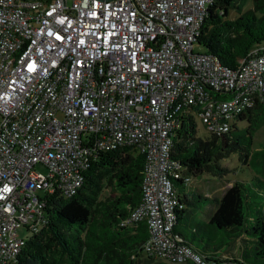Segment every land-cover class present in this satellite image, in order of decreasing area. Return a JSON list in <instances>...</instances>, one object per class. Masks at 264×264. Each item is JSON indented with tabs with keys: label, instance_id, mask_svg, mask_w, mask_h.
<instances>
[{
	"label": "built area",
	"instance_id": "1",
	"mask_svg": "<svg viewBox=\"0 0 264 264\" xmlns=\"http://www.w3.org/2000/svg\"><path fill=\"white\" fill-rule=\"evenodd\" d=\"M209 2L0 0V264L23 246L21 226H44L45 196L75 193L117 147L143 155L139 201L119 225L145 223L142 255L187 259L170 235L172 180L191 178L169 157L175 130L190 116L221 135L264 91V43L233 68L194 51Z\"/></svg>",
	"mask_w": 264,
	"mask_h": 264
},
{
	"label": "trees",
	"instance_id": "2",
	"mask_svg": "<svg viewBox=\"0 0 264 264\" xmlns=\"http://www.w3.org/2000/svg\"><path fill=\"white\" fill-rule=\"evenodd\" d=\"M246 1L210 0L196 37L204 52L228 68H233L251 47L264 43V0H250V6ZM181 119L169 157L178 161L183 173L191 177L202 172L218 175V161L231 152L238 153L242 165L252 168L258 163L263 169L264 143L263 150L251 153L261 151V162L252 163L250 159L254 157H249L248 149L250 131L264 121V91L239 115L238 120L247 123L242 130L233 123L223 134L207 131L209 135L201 139L194 136L192 118ZM142 163L143 155L130 147L97 153L84 170L83 182L75 193L53 192L45 196L44 226L30 233L15 259L5 264H196L192 256L214 259L219 264H264V178L258 172L246 179L232 180L219 196L193 193L186 190L183 180H172L177 205L170 235L187 251V259L168 263L142 255L145 223L119 225L139 201ZM101 178L108 186L107 192H102ZM208 204H213L214 209L205 222L191 220L195 227H178L182 218H189L192 211H200ZM197 226L211 231V246L207 241L193 243ZM218 229L224 230L225 238ZM214 233L218 234L216 240ZM49 239L56 254L44 249Z\"/></svg>",
	"mask_w": 264,
	"mask_h": 264
},
{
	"label": "rangeland",
	"instance_id": "3",
	"mask_svg": "<svg viewBox=\"0 0 264 264\" xmlns=\"http://www.w3.org/2000/svg\"><path fill=\"white\" fill-rule=\"evenodd\" d=\"M246 6H250V0L246 1ZM193 49L194 51H203V47L198 44L196 41L193 42ZM194 136L198 138H206L209 134L207 130L203 127L202 123L198 120V118L194 117ZM246 121L245 120H236L235 125L238 130H242L246 127ZM251 134V144L249 146V157L252 156L254 158L250 159L251 162L255 163L257 160L261 162L262 160L260 152L255 155H251V153L255 150H261L262 149V144L264 143V121H260L258 123V128L250 131ZM263 150V149H262ZM218 167L221 169L219 171L218 175H213L208 172H202L199 174H196L195 176H192L189 182L187 183L186 189L187 190H193V191H201V193L205 194H213V195H219L221 191L224 189L225 186H227L232 180H237V179H246L249 177L250 174L258 172L260 176L264 178V167L263 169L259 168L261 164L259 165L256 163V165L251 167H246V165L241 164V160L238 158V153L237 152H231L229 155L226 157H223L220 159L217 163ZM255 171V172H254ZM103 178H101L100 182L102 183L103 191L102 192H107L108 191V186L105 184ZM193 221H205L206 217L205 215L198 211L191 212L189 215V218L184 217L181 219V221L178 223V227L180 226L181 229H185L186 227L189 229V226L195 227L193 224ZM183 223L186 224L183 225ZM190 223V224H187ZM197 232H194L195 237L193 239V243L197 244H203L205 241H207L208 245L211 246V231L209 230H204L203 227H196ZM20 235L23 237H28L30 233H28L24 227H20ZM217 232H221L224 238L226 237L224 234V230L218 229ZM215 234V233H214ZM187 239L190 240L191 234L189 230L186 231ZM199 236L202 240H199ZM218 234H215V240L217 239L216 237ZM214 237V236H213ZM209 238V240H207ZM48 252H51L53 254L57 253V250L55 246L53 245L51 239H49L46 242V246L44 247ZM219 253V252H218Z\"/></svg>",
	"mask_w": 264,
	"mask_h": 264
},
{
	"label": "crops",
	"instance_id": "4",
	"mask_svg": "<svg viewBox=\"0 0 264 264\" xmlns=\"http://www.w3.org/2000/svg\"><path fill=\"white\" fill-rule=\"evenodd\" d=\"M191 179V178H190ZM229 185V184H228ZM187 190V189H186ZM188 191H190V190H188ZM192 192L193 193H198V191H193L192 190ZM199 192H201V191H199ZM203 194H205V193H203ZM205 195H209V194H205ZM210 195H213V194H210ZM216 196V195H215ZM217 196H219V195H217ZM214 209V205L213 204H208V205H204V206H202V208L200 209V212H202L204 215H205V217H206V220H207V217H208V215L210 214V212H212V210ZM205 220V221H206ZM205 221H199V222H205Z\"/></svg>",
	"mask_w": 264,
	"mask_h": 264
},
{
	"label": "snow or ice",
	"instance_id": "5",
	"mask_svg": "<svg viewBox=\"0 0 264 264\" xmlns=\"http://www.w3.org/2000/svg\"><path fill=\"white\" fill-rule=\"evenodd\" d=\"M57 39H60V37H57ZM81 43H83V41H81ZM32 65H29V70H32Z\"/></svg>",
	"mask_w": 264,
	"mask_h": 264
}]
</instances>
